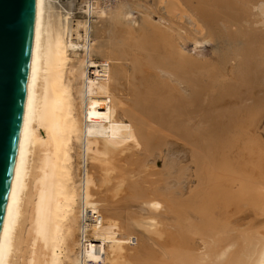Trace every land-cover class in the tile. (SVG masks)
<instances>
[{"label": "bare ground", "instance_id": "obj_1", "mask_svg": "<svg viewBox=\"0 0 264 264\" xmlns=\"http://www.w3.org/2000/svg\"><path fill=\"white\" fill-rule=\"evenodd\" d=\"M263 116L264 0H35L0 264H264Z\"/></svg>", "mask_w": 264, "mask_h": 264}, {"label": "water", "instance_id": "obj_2", "mask_svg": "<svg viewBox=\"0 0 264 264\" xmlns=\"http://www.w3.org/2000/svg\"><path fill=\"white\" fill-rule=\"evenodd\" d=\"M35 0H0V228L16 155Z\"/></svg>", "mask_w": 264, "mask_h": 264}, {"label": "rangeland", "instance_id": "obj_3", "mask_svg": "<svg viewBox=\"0 0 264 264\" xmlns=\"http://www.w3.org/2000/svg\"><path fill=\"white\" fill-rule=\"evenodd\" d=\"M205 46V47H204ZM211 46H212V44L211 43H209L208 45H207V43L205 44V43H203L202 45H200V46H197L196 48H193L192 46H189L188 47V50L191 52V54L192 53H194L193 55L194 56H196L198 59H199V57H200V59H206L207 57H208V59L207 60H205V61H210L211 59L213 60V58H214V55L216 56V54H215V52L214 51H212L211 49ZM207 48V49H206ZM193 49V50H192ZM210 49V50H209ZM197 51V52H196ZM209 53V54H208ZM210 55H211V57H210ZM264 116L261 118V120H260V122H264ZM264 123H262V125H263ZM190 176V175H189ZM260 185L264 188V182H263V184H262V182L260 183Z\"/></svg>", "mask_w": 264, "mask_h": 264}]
</instances>
